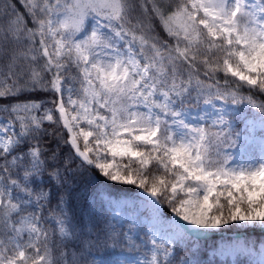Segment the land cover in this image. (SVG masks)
Wrapping results in <instances>:
<instances>
[{
    "label": "snow or ice",
    "instance_id": "snow-or-ice-1",
    "mask_svg": "<svg viewBox=\"0 0 264 264\" xmlns=\"http://www.w3.org/2000/svg\"><path fill=\"white\" fill-rule=\"evenodd\" d=\"M226 229L264 264V0H0V264H202Z\"/></svg>",
    "mask_w": 264,
    "mask_h": 264
},
{
    "label": "trees",
    "instance_id": "trees-1",
    "mask_svg": "<svg viewBox=\"0 0 264 264\" xmlns=\"http://www.w3.org/2000/svg\"><path fill=\"white\" fill-rule=\"evenodd\" d=\"M258 99H260V98H258ZM65 151H67V149H65ZM135 190L136 189L134 188V186H126L123 189H113L112 191L117 192L121 196L136 197L135 196ZM84 208H85V205L83 204V202H80L78 204V210L84 209ZM108 212L110 213L109 210H108ZM229 230L232 231V230H237V229H229ZM248 235H250L253 239H257L259 236V233H249ZM215 246H216L215 238L214 237L208 238L207 242H206V248L204 249L207 252V256L202 258V264H235V261H236L235 257L232 261H229L228 259L221 260L217 256H213V258L210 259L208 250H210L211 248H213ZM118 252H119L118 250L115 253L101 252L99 256L103 257V258H110L112 255H114ZM241 260L244 261V264H247V260L245 258H241Z\"/></svg>",
    "mask_w": 264,
    "mask_h": 264
},
{
    "label": "rangeland",
    "instance_id": "rangeland-1",
    "mask_svg": "<svg viewBox=\"0 0 264 264\" xmlns=\"http://www.w3.org/2000/svg\"><path fill=\"white\" fill-rule=\"evenodd\" d=\"M137 195H138V190H135V196H137ZM126 198L135 199L136 197H126ZM108 210L111 213L112 210L111 209H108ZM210 236H214L215 237L216 246H219V245H222V244H225V243L229 242L230 240H235L237 238V236H238V231L237 230L230 231L229 229H226L225 231L216 232L214 234H211ZM241 238H243V237H241ZM215 247H213L210 250H208L210 259L213 258V256H217V255L214 254V251H213ZM217 257L219 259H221V260L228 259L229 261H232L234 259V257H227V258L226 257H220V256H217ZM97 258L98 259L102 258V259H104L107 262H112V261H117L119 259H122L123 257H121L119 255V252H118V253L112 255L110 258H103V257H100V256H98ZM251 259L253 261H258L259 260V256L257 255L255 257H252Z\"/></svg>",
    "mask_w": 264,
    "mask_h": 264
}]
</instances>
